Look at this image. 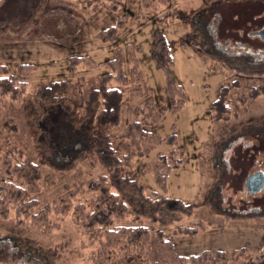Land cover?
<instances>
[{
  "label": "rangeland",
  "instance_id": "1",
  "mask_svg": "<svg viewBox=\"0 0 264 264\" xmlns=\"http://www.w3.org/2000/svg\"><path fill=\"white\" fill-rule=\"evenodd\" d=\"M31 1L0 0V61L13 72L19 64L33 65V70L23 76L27 85L21 99L0 95V175H4L3 160L9 156L8 151L14 157L12 163L31 159L39 164L41 180L28 196L37 201L31 212L48 203L54 205L52 200L59 197L67 200L71 210L79 203L92 210L98 192L88 188V182L107 172L87 147L67 160L59 158L65 139L47 140L48 131L58 126L59 108L54 97L41 94L39 88L66 80L54 96L70 103L72 111L70 106L65 109L69 120L70 112L82 119L88 93L97 87L100 75L109 70L108 60L121 52L126 70V50L130 46L136 52L145 88L142 86L137 95L129 94V86L123 89L118 122L108 128L111 144L119 154L136 151L121 132L126 124L139 120L135 108L152 96L163 114L147 128L162 139V144L141 143L142 154H135L126 170L145 193L156 191L195 206L191 215L165 226L130 215L116 219L114 224L142 222L163 228L166 237L172 236L176 252L185 256L205 250L244 249L252 256L264 252V189L248 194L244 186L248 171L264 168V93L243 103L230 101L237 114L229 119L213 118L210 109L227 81H238L230 89V96L248 85L264 84V41L251 35L264 28V0H163L153 2L151 7L142 0H37L35 6H30ZM113 3L117 4L116 10L112 9ZM167 12L176 17L159 22L157 17ZM122 13L127 14L126 25L117 38L98 40L97 31L114 24ZM157 28L168 43L170 79L185 96L174 110L170 107L167 76L152 55ZM73 55H85L92 63L81 62L70 70L68 57ZM256 121L257 126L252 124ZM243 125H247L246 130L236 136ZM233 126L237 127L234 135ZM172 134L177 138V157L183 161L167 172L162 192L150 164L158 152L169 148L166 141ZM71 210L51 211L48 218L57 225L44 230L29 218H18L16 205H9L8 212L0 214V239L20 237L21 241H30L45 264H97L94 260L99 240L74 221ZM199 221L204 226L195 234L172 233L178 225ZM11 249L9 242L0 241V251ZM112 251L104 264H154L147 254L130 261L128 254L136 251ZM246 254L222 264H245ZM5 256L0 264L12 262L10 253ZM24 264L37 263L31 259Z\"/></svg>",
  "mask_w": 264,
  "mask_h": 264
},
{
  "label": "trees",
  "instance_id": "2",
  "mask_svg": "<svg viewBox=\"0 0 264 264\" xmlns=\"http://www.w3.org/2000/svg\"><path fill=\"white\" fill-rule=\"evenodd\" d=\"M162 1L142 0V3L146 7H151L153 2ZM31 2L30 6L37 4V0ZM118 2L121 3L120 0ZM116 6L117 4L113 3L112 9L116 10ZM175 17L174 14H168L167 12L157 17V20L165 22ZM126 18L127 14L122 13L117 16L114 24L99 29L97 31L98 40L102 42L115 40L118 31L126 25ZM177 18L179 17L177 16ZM152 55L156 66L164 70L167 76L171 93V109L179 108L184 102L185 96L170 79L168 65L171 62V57L168 43L159 28L155 29L153 33ZM68 58L70 60V70H75L81 62L92 63L85 55H73ZM126 59L128 60L126 70L121 52L118 53L117 57L108 60L109 70L100 75L97 87L91 89L88 93L84 106L85 117L82 119L78 118L75 113L70 112L69 120L67 118L68 112L65 109L70 106L71 110L70 103L54 96L58 90L56 88L59 85L64 87L67 84L66 80L52 82L39 88L41 94L43 93L49 98L54 97V102H57L56 108H59L58 126L53 127L50 131L47 130L50 132L48 141L51 139L55 142L62 138L65 139L63 147L59 150L61 154L58 155L59 158L67 160L87 147L99 157L101 164L107 170L105 175H100L88 182V188L98 192L93 199L92 210H87L82 203L73 206L71 210L67 200L64 197H59L52 200L54 205L51 206L48 203L36 212H31L36 207L37 201L28 196L30 191L36 189L38 181L41 180L40 166L31 159L12 163L11 158L14 157L8 151L9 156H5L6 158L3 160L4 170L2 169V172L4 175H0V214H6L9 205H16L18 218H22L21 220L29 218L39 228L48 230L50 227L57 225L48 218L51 211L65 213L70 209L74 221L84 226L92 238L97 237L99 240L100 249L94 260L97 264L107 262L113 249L136 251V253L128 254L127 258L130 261H135L142 255L147 254L154 264H222L226 260L236 261L246 254L244 249L216 250L213 252L205 250L198 254L185 256L176 252L172 236L168 235L166 237L163 228H154V225H145L142 222L137 224H114L116 219H122L130 215L134 219L147 217L152 224L158 222L161 226H165L173 221H178L182 216L191 215L195 206L193 203H184L179 199L167 198L163 194L159 195L156 191H151L150 194L145 193L142 185L136 179L131 178L126 170L133 156L142 154L141 143H147L150 146L162 144V139L153 135L147 128V124L154 123L163 114V110L158 109L157 102L152 96L145 99L143 106L135 108V112L140 113L139 120L129 122L121 132L122 136L129 139L136 151L119 154L111 144L108 128L118 122L123 89L129 86V94L137 95L142 92V86L144 87L134 48L127 47ZM32 70V64L22 63L15 66L13 72L6 63L0 61V95L7 96L11 100L21 99L27 85V81L23 79V76ZM237 84L238 81L233 79L221 86L217 98L210 105L213 118L229 119L237 114L230 101L237 100L243 103L248 98L264 93V84L260 83L258 85H248L244 90L230 96V89ZM119 85L122 87H119ZM176 93L179 94L178 99L175 98ZM46 119V122L49 123V118ZM73 119H75V123H73ZM46 122H43V125ZM236 128V126L231 128L233 129V135ZM240 133H244V129L241 132H236V136H239ZM166 142L169 148L158 152L150 164L153 178L162 192L165 190L167 172L173 167L179 166L183 161V158L177 157L179 148L176 136L174 134L170 135ZM77 147L79 148L77 149ZM245 190L249 194L246 186ZM60 200L61 205H64V207L59 205ZM203 226L200 221L191 222L187 225H178L172 230V233L191 235L197 233L198 229ZM246 255L245 264H264V252L253 256Z\"/></svg>",
  "mask_w": 264,
  "mask_h": 264
},
{
  "label": "flooded vegetation",
  "instance_id": "3",
  "mask_svg": "<svg viewBox=\"0 0 264 264\" xmlns=\"http://www.w3.org/2000/svg\"><path fill=\"white\" fill-rule=\"evenodd\" d=\"M260 30V29H259ZM257 31V30H256ZM254 31V32H256ZM252 32L251 35L256 36ZM264 172V170H262ZM1 242L6 241L11 244V250L6 251H0V259L1 257H6L8 253H10V257L12 259V262L10 264H24L25 262L28 263L31 259H34L37 264H45L42 260H40L37 257V254L39 250L34 249V246L30 244V241L27 240H20V237H5L3 239H0ZM0 262H3L0 260ZM6 263V262H4ZM7 264V263H6Z\"/></svg>",
  "mask_w": 264,
  "mask_h": 264
},
{
  "label": "water",
  "instance_id": "4",
  "mask_svg": "<svg viewBox=\"0 0 264 264\" xmlns=\"http://www.w3.org/2000/svg\"><path fill=\"white\" fill-rule=\"evenodd\" d=\"M253 34H257L264 40V28L257 30ZM244 182L249 193H257L264 188V173L262 171H255L249 174Z\"/></svg>",
  "mask_w": 264,
  "mask_h": 264
},
{
  "label": "crops",
  "instance_id": "5",
  "mask_svg": "<svg viewBox=\"0 0 264 264\" xmlns=\"http://www.w3.org/2000/svg\"><path fill=\"white\" fill-rule=\"evenodd\" d=\"M257 122H258V121L253 122L252 124L255 123L254 125L257 126V124H258ZM247 125H251V124L249 123V124H247ZM247 125H243L242 130H243V129L245 130V129L247 128ZM228 146H229V145H228ZM262 153H263V152H262ZM260 156H261V155H260ZM257 157H258V155H257ZM219 159H221V157H220ZM258 159H259V158H258ZM261 159L263 160V158H261ZM261 159H260V161H261ZM220 162H221V161H220ZM262 162H263V161H262ZM218 166H219L220 168H223L220 164H218L217 167H218ZM263 170H264V168H263ZM251 172H253V171H252V170H251V171H248L246 174L251 173Z\"/></svg>",
  "mask_w": 264,
  "mask_h": 264
}]
</instances>
